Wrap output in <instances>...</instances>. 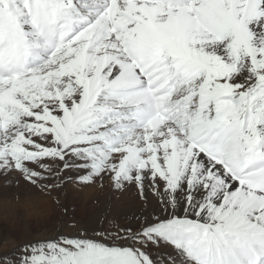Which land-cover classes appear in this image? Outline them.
<instances>
[{
	"label": "snow or ice",
	"instance_id": "1",
	"mask_svg": "<svg viewBox=\"0 0 264 264\" xmlns=\"http://www.w3.org/2000/svg\"><path fill=\"white\" fill-rule=\"evenodd\" d=\"M0 182L140 201L0 264H264V0H0Z\"/></svg>",
	"mask_w": 264,
	"mask_h": 264
},
{
	"label": "bare ground",
	"instance_id": "2",
	"mask_svg": "<svg viewBox=\"0 0 264 264\" xmlns=\"http://www.w3.org/2000/svg\"><path fill=\"white\" fill-rule=\"evenodd\" d=\"M0 185H3V183L0 182ZM3 187H0V211L1 209L10 207L8 208V211H6L5 213V215L8 214L6 216L10 217L9 219L12 220L10 221L11 223L9 225L14 226V227L17 226L16 229L19 228V231L22 233H29L30 230H29V227H27L28 226L27 219L29 216L24 211L27 210L33 213L32 218L36 217L34 220V224H37V225L45 222L43 221L44 217H49L51 210H49L50 208H48L49 200L46 199L45 197L43 199L40 196H25L23 195L22 189H17V191L16 189L14 191L11 190L12 191L11 192L8 190L14 187H7L6 188L7 190L3 189ZM70 190L74 192L73 194L81 195V197L79 196L78 199H80L79 202L82 205H85L86 200L89 199L90 197H94V200H93L94 202L97 199L96 200L97 205L95 207L96 209L94 210L97 212L92 217L93 222L98 221L99 218H101L105 213H108L109 218L113 221V224L111 226H115V223L117 221L119 222L120 219H123L124 223H119L120 226H122L127 222L126 218L130 216V213L133 211H136L140 207V201L136 197L135 190H129L127 192H114L111 186L108 184H105L104 187H102L103 191H100L98 187L96 186L81 187L80 189L70 188ZM18 193L21 194V199L19 200V203H18L20 204L19 207L21 209L23 208L24 210L20 214H18L15 211L16 209L15 207H13L14 202H12L14 197ZM2 196H6L7 199L9 200V203H4ZM24 197H27V199L29 200L28 203H25L26 199H24ZM3 215L4 214H1L0 217ZM22 215L24 216V218ZM1 233H2V230H0V235ZM8 234H9V229H6L4 238H6ZM0 240H1V237H0ZM5 246L8 247V244H5Z\"/></svg>",
	"mask_w": 264,
	"mask_h": 264
},
{
	"label": "rangeland",
	"instance_id": "3",
	"mask_svg": "<svg viewBox=\"0 0 264 264\" xmlns=\"http://www.w3.org/2000/svg\"><path fill=\"white\" fill-rule=\"evenodd\" d=\"M3 186L4 185H0V187H3ZM96 187H98V189L100 191H103L102 187H99V186H96ZM6 188L7 187H5V186L3 187V189L7 190ZM70 188L71 189H80L81 187L78 185H75V184H69L65 189L61 190L60 193H58V194L53 193V195H59V198L61 201L60 205H57L54 202V200L52 199V197H50V196H45L42 194L36 195V196L42 197L43 199H44V197L46 199H48L49 200L48 201V208H50L49 210H51L49 217H44L45 220L43 219V221H45V222L41 223L39 225L34 224V220L36 217L32 218L33 213L29 212L27 210L24 211L23 208L21 209L19 207L20 204H18L19 200L13 199L12 202H14L13 207H15V209H16L15 211L18 214H20L24 211L29 216L27 219V222H28L27 227H29V230H30L29 233H22L19 231V228L16 229L17 226L14 227V226L9 225L11 223L10 221H12V220L9 219L10 217L6 216L8 214L5 215V213H6V211H8V208H10V207L1 209L0 215L1 214H4V215L1 216L2 218L0 217L1 218L0 219V228H1L0 230H2V233L0 235V237H1L0 251H7L8 250V247L5 246V244H6L4 242L5 239H10L12 241V243H24V242L31 240V239H34V238L50 237L54 234L56 229H62L64 231V233H66V234H74L75 228L72 227L73 220L76 221L78 224H85L87 222H93L92 217L97 212V211H94L96 209L95 207L97 205V202H96L97 199L94 202L93 201L94 197H90L89 199L86 200L87 205L86 204L82 205L79 202L80 199H78L79 196L81 197V195L73 194L74 192H72L70 190ZM15 189L16 188L14 187L8 191H11V190L14 191ZM16 191H17V189H16ZM114 192H116V191H114ZM74 195H76V196H74ZM2 199H3L4 203H9V200L7 199L6 196H2ZM24 199H26L25 203L29 202L27 197H24ZM61 205L66 206L69 209V212L66 216L62 215ZM29 210H31V209H29ZM23 218H24V216H23ZM119 223H124L123 219H120ZM109 226L111 227V225H109ZM6 229H9V234L7 235L6 238H4Z\"/></svg>",
	"mask_w": 264,
	"mask_h": 264
}]
</instances>
